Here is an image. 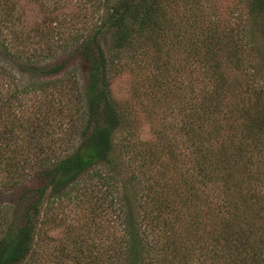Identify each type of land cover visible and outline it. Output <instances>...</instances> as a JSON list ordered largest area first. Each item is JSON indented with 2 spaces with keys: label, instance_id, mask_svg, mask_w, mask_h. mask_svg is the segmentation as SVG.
I'll list each match as a JSON object with an SVG mask.
<instances>
[{
  "label": "trees",
  "instance_id": "obj_1",
  "mask_svg": "<svg viewBox=\"0 0 264 264\" xmlns=\"http://www.w3.org/2000/svg\"><path fill=\"white\" fill-rule=\"evenodd\" d=\"M73 1L0 0V264H264V0L227 30L199 0H86L97 16L66 25ZM176 57L198 81L179 97L186 150L165 159L136 151L111 82L150 66L163 95ZM49 126L59 144H44ZM82 205L87 219L64 217Z\"/></svg>",
  "mask_w": 264,
  "mask_h": 264
},
{
  "label": "rangeland",
  "instance_id": "obj_2",
  "mask_svg": "<svg viewBox=\"0 0 264 264\" xmlns=\"http://www.w3.org/2000/svg\"><path fill=\"white\" fill-rule=\"evenodd\" d=\"M81 1L82 2L73 1L68 5V7H65L64 9L61 8V11L59 9V13H63L64 15L63 21L66 25L69 24H67L68 21L74 20L77 22L76 27H80L84 25L83 22L89 19L91 13H94L93 15L95 17L97 16L98 12L95 6V9H93L94 11L92 12V7H90L88 1ZM199 1L200 4L198 9L205 12V14L206 12L210 13L211 17L213 16V19L219 22L226 30L229 27L242 23L246 19L245 0ZM177 8V13L181 14L180 10H182V7ZM24 9L27 14V21L29 22L42 17L43 11H38L37 7L33 6L31 3H25ZM256 38L257 39H255V41L257 46L261 45L260 50L264 56V39L261 35H258ZM253 53L254 55H257L256 61L258 57L260 59L258 50ZM162 58L165 57L162 56ZM150 59L151 58L149 57V61ZM259 59L258 63L263 66L264 63L262 62V59ZM251 63L256 66V69H261L260 64L254 60L253 62L251 61ZM134 67L135 65H133L132 68L130 66V68L122 69L113 77L111 82V93L127 112L126 114L128 115L131 123V139L136 151L139 152L146 149L155 150L166 159L168 154L166 150H164V147L165 145H171L173 142L174 144L177 143L178 153L182 150L185 151L186 149L185 147L183 148L182 142V132L178 130V126L182 122V110L181 105L179 104V97L182 96V93L183 95H187V82L193 83L194 86L197 85L198 69L194 61L183 60L176 57L174 67L178 68V72L174 74V79L173 76H167L170 80L169 82H165L168 83L165 86H169V89L165 91L163 95L161 94L162 92L153 84L151 77L155 73L154 69L150 66H147V68H144L143 70H139ZM70 70L72 72L67 75V78L76 75L78 87L81 92L85 85V72L81 70L77 64H75ZM171 74H173L172 67ZM256 81L264 83V71L256 72ZM71 101L72 100L67 101L68 103L65 102L66 104L64 108L67 107L68 109L69 107H72L73 102ZM61 131L62 128L59 126H49V134L47 135L49 138L44 140V144H59V141L56 140V138L61 136ZM123 135L124 134L122 132L117 133V139L122 138ZM72 142L62 140L60 146L71 147ZM165 142L166 144H164ZM175 147L176 145H173V148ZM130 170L131 167H128L127 165L123 166L120 176H127L130 173ZM80 207V210H76L78 212L76 218L72 215V213L75 212V210L72 209L73 207H69L73 210V212H70L72 210L68 209L67 213L64 214V217L70 218L73 216L74 219L72 218L71 222H74L75 225L77 223H81L87 219L88 210L83 205ZM48 235H50L51 238L55 237V240H50L52 246L58 243L59 240L66 237L63 227H56L49 230Z\"/></svg>",
  "mask_w": 264,
  "mask_h": 264
}]
</instances>
